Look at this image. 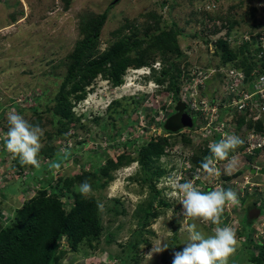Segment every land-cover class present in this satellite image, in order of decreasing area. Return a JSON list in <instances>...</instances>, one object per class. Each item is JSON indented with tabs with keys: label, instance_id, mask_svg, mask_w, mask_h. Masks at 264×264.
Returning a JSON list of instances; mask_svg holds the SVG:
<instances>
[{
	"label": "rangeland",
	"instance_id": "obj_1",
	"mask_svg": "<svg viewBox=\"0 0 264 264\" xmlns=\"http://www.w3.org/2000/svg\"><path fill=\"white\" fill-rule=\"evenodd\" d=\"M229 1L221 0L216 8L220 7V10L225 12L231 4L237 2V0H232V3ZM161 2L165 3L162 5ZM252 5L258 8V12L255 15V20H250L248 23L257 25L260 22L262 25L252 30L247 24H241L233 31L236 30L239 33L248 29L253 33L264 31V12L261 10L264 8V0H253ZM168 6L170 7V0H72L70 8L64 11L59 0H0V111L4 118L2 122L0 121V226L9 222L13 209L20 207L25 200L35 194L39 184L38 181L29 179L31 173L39 169L28 165L20 171L16 167L19 158H13L12 154L6 150L5 140L9 127L7 114L15 110L31 122L34 116L30 108L38 105L39 112L44 118L41 128L44 131L52 130V124L46 121L49 115L44 110L60 82L54 79V75L61 74L64 70L57 67L58 62L64 59L73 45L77 33L76 18L79 14L89 12L98 15L109 7L108 17L100 33L99 46L100 49H103L111 42L110 34L113 30L127 21L135 25L141 33L146 20L144 15L150 11L155 12L162 18L161 26L169 25L170 21H174L182 30L181 36L177 38L181 53L186 57V61L195 65L208 64V62H211L210 65L218 63V59L213 55V46L205 45L198 38L191 36L196 28L192 23H189L188 14L184 9L171 6L168 10ZM9 8L13 11H23V16L10 25L7 23ZM214 8L211 7V9ZM243 11L242 7L238 13L233 11L232 13L235 14L237 20H240ZM151 22L152 20L147 24L149 25ZM213 24L215 27H219L221 22H211L207 27L211 28ZM222 32L223 30H220L210 38L215 40L217 37H223ZM128 33L129 31H124V34ZM252 49L250 47V51ZM170 59L171 57H167L166 63ZM153 63L155 70L152 69L150 76L144 74L149 70L148 68L127 70L118 87H111L105 80L97 77L96 81L88 87L91 90L88 91L86 98L72 109L75 115H82L79 123L86 129L77 128L75 131L79 135L76 139L60 137L49 139L45 135L41 139L43 148L37 157L40 163L50 162L47 154L51 151L65 156L58 163L59 167H53L55 163L48 164L42 173L47 172L52 176L57 173H76L80 167L85 165L81 162L80 152L82 150L84 152L92 151L94 156L106 154L114 156L124 149L120 146L129 138L139 140L135 143V146L138 147L142 137L164 136L162 130L156 125L161 121V117L160 115L155 117L154 114L156 115L157 110L161 108H165L169 114L175 101L168 99L170 94L166 93L165 89H162L161 85H157L153 80L154 76H158L162 62L157 60ZM182 67L184 66L181 62L180 68ZM36 96H39L40 99L37 100ZM14 104L18 107H14ZM108 105L110 106L109 110ZM144 114L147 116L145 117ZM95 116L101 118L99 124L91 121ZM149 116L150 118L154 117L152 122ZM129 118L136 123L131 127L126 125L127 130L121 131L123 123L127 122ZM116 130L120 132L117 134ZM113 134L116 139L110 141L109 137H112ZM83 139V145L78 148L77 140ZM196 140L198 146H203L204 142H207L198 138ZM169 142L171 144L166 149L169 155L167 154L168 156L161 161L159 159V162L153 164L151 170H155L156 167L158 169L169 168L170 170L178 168L179 172L181 171L183 174L185 169H182L180 157L185 153L186 147H183L179 142L172 143V139H169ZM116 146L120 147L119 151ZM200 148H195L194 151H198ZM132 155L136 156L135 153ZM236 157H238V163L235 169L228 173L240 170L242 174L235 179L238 183L242 184L244 180H247L249 183L264 184V174L250 175L251 168L245 165L250 163L254 167H264V153L256 157L253 156V159H247V162H243V157H241L242 159H239V156ZM171 165L172 167H170ZM226 166L227 163L222 164L223 169ZM164 172L155 182V188L161 192L160 199L169 203V206H159L156 201L152 202V206L160 213L143 228L137 239V246L125 258V264H171L173 252L180 250L189 242L187 227L192 223L197 225V230L201 231L205 237L214 234L216 225L210 222L202 223L200 220L182 215L180 202L182 196L170 195L176 190L169 183V178H178V171L176 176H173L171 171L169 174ZM142 176L136 162L112 173L113 179L108 186L94 192L100 203L99 218L102 226L98 241L92 243L96 244V248L92 250L86 244H81L76 251L71 252L68 244L62 240L61 249L66 252L57 264H120L118 259L127 255L126 245L133 239L140 225L139 220L143 216L137 208L141 206L145 209L146 203L150 199L147 183L139 181ZM184 178V182L190 180L197 188V180H202L204 185L211 186L210 181L200 175ZM215 187L217 188V186ZM253 188L256 189L255 198H258L259 201L264 200L263 196L260 195V198L257 195L259 187H251V189ZM238 197H243L240 192ZM63 202H66V199H63ZM114 211L119 214L115 215ZM224 211L227 217L223 216L219 226L232 227L237 238L236 251L229 256L227 264H244L243 260L251 252V249L249 241H243L242 238H247L250 230L247 228L242 236L240 227L243 228L244 223L243 227L239 224L241 220L238 222L236 210L233 211L230 205H226ZM257 227H260V224ZM258 235L264 237V229H261ZM158 247L163 251L155 252Z\"/></svg>",
	"mask_w": 264,
	"mask_h": 264
},
{
	"label": "trees",
	"instance_id": "obj_2",
	"mask_svg": "<svg viewBox=\"0 0 264 264\" xmlns=\"http://www.w3.org/2000/svg\"><path fill=\"white\" fill-rule=\"evenodd\" d=\"M220 1L170 0V7L183 8L185 13L188 14L189 23H192L196 28V31L194 30L191 35L193 38H198L205 45L214 41L213 55L218 59V63L215 65L228 64L240 68L244 71L246 78L252 79L250 73L256 69L257 63L260 61L257 58V53L261 50V47L257 46V39L264 31L249 32V40H242L240 46H231L221 37L212 40L210 36H215L220 30L225 31V34L229 35L241 24H247L252 30L257 26H261L260 22L257 25L248 23L250 20H255L258 8L252 5L253 0H237L224 12L220 10V7L216 8ZM59 2L61 3V8L66 11L70 8L72 0H59ZM229 2L232 3V0ZM161 3L163 5L165 2ZM210 4L212 6H209ZM206 6L208 7L206 8ZM170 7L168 6V10H170ZM211 7L215 8L211 9ZM242 7L244 9L242 18L237 20L232 11L238 13V10ZM108 9L109 7L98 15L82 12L77 16L76 38L64 59L58 62L57 67L64 70L61 74L54 75V79L60 82L44 110L49 115V117L46 116V121L52 124L53 128L50 131H44V135L49 139L53 137L76 139L79 133L75 130L77 128L83 130L86 127L79 123L82 115H75L72 109L77 103L86 98L88 91L91 90L88 87L96 81L97 77L105 80L111 87H118L122 83L123 76L127 70L150 66V64L159 60L162 62L161 69L158 76L153 77V80L157 85H161L165 91L172 92L175 101L172 105L171 114L165 120L156 124L162 130L164 136L142 137L141 144L138 147L135 146V143L139 140L129 138L121 144L122 146L120 147L124 148L121 151H119L120 147L116 146L119 153L114 154V156L109 154L94 156L92 151L84 152L82 150L80 152L81 162L85 165L73 174L57 173L52 176L47 172L42 173V170L48 164H58L65 158L63 154L53 151L47 154L50 162H41L40 166L37 167L39 170L36 169L29 177V179L36 180L39 183L35 194L25 200L20 207L13 209L12 213H10L11 219L9 222L0 226V264H57L61 256L66 252L61 249L62 240H65L71 252L76 251L81 244H86L90 249L94 250L96 244L93 245L92 243L98 241L102 229L99 218L100 203L94 192L108 186L113 179V172L136 162L138 170L143 175L139 181L147 183L150 199L147 201L145 209L141 206L137 208L143 215L139 220V228L133 239L126 245L127 255L118 259L120 264H125V258L137 246V239L140 237L139 235L143 228L160 213L152 206V202L156 201L159 206H169V203L160 199L161 192L155 188V182L165 173L164 171L169 174L170 171L174 172L175 168L170 170L169 168L164 169L162 167V169H158L156 167L155 170H151L153 164L159 162V159L161 161L168 156L166 149L171 144L169 139H172V143H181L183 147H188L191 151L202 147L193 143L184 132L179 133L183 129L181 119L187 114V107L183 103L178 102L177 94L182 68L185 70L184 68L190 66V63L185 60L186 57L181 53L177 38L181 36L182 30L179 29L174 21H170L169 25L161 26V16L150 11L144 15L146 20L141 33L135 25L126 21L111 32L112 40L107 47L100 49V33L108 17ZM9 10L10 12L7 11V23L9 25L15 23L23 16L22 10L13 11L10 8ZM214 10L216 12H213ZM261 10L264 12V8H261ZM151 20L152 22L148 25V21ZM214 21H220L221 25L215 27L213 24L211 28H208L207 25L211 22L214 23ZM125 30L129 31V33L124 34ZM250 47L253 48L252 51H250ZM167 57H171V59L166 63ZM181 62L184 66L182 68H180ZM210 63L208 62L206 65H210ZM36 99L39 100L40 97L36 96ZM134 103L136 104L137 102ZM13 106L18 107L16 104ZM30 109L34 116L30 123L42 127L44 118L39 112L38 105L31 106ZM109 109L110 106L108 105ZM144 116L146 117L147 115L144 114ZM190 117L192 126L196 125L195 114L191 113ZM85 118L87 117L85 116ZM153 118H150L151 122ZM3 120L2 111H0V121L2 122ZM100 120L101 118L97 116L91 119L96 124H99ZM236 122H238L236 128L239 129L242 118L238 117ZM135 123L136 121L133 122L129 118L127 122L123 123L121 131L127 130L128 125L131 127ZM77 124H79L78 127H76ZM251 126L250 123L246 124L248 129ZM118 132L120 131L116 130L117 134ZM234 134L236 135V133ZM114 139H116L115 134L109 137L110 141ZM219 140L220 135H215V141L218 142ZM83 143L84 139L77 140L78 148ZM205 145L206 143L204 142L203 149L194 151L196 154H193L190 158L191 166L187 168L188 170H184L183 174L187 173V171H194L195 168H200L204 158L211 155L210 149ZM133 153L136 156H133ZM255 153L256 157L261 152L257 149ZM233 156L236 157L237 155L233 154ZM241 157H243V162L254 158L246 153L239 156V159H242ZM180 158L182 160V157ZM225 163L228 164V161L223 162V164ZM245 165L251 167L250 163ZM26 166L28 165H21L16 162V167L20 171L24 170ZM29 167L33 166L29 165ZM214 167L219 170V175H207L204 173L203 177L210 181L211 186L204 185L202 180H197L198 189L207 192L215 190V186L224 189L231 188L239 195V190L235 186H231V184L242 172L236 170L234 173H228L224 171L222 164H216ZM177 170L179 171V169ZM177 170L172 174L173 176L177 174ZM85 180L92 185L93 191L89 196L81 195L76 189V186ZM179 181L183 183L184 179ZM246 192L247 194L243 197H238L239 204L230 205V208L233 211L236 210L235 214L241 220V226L243 227L244 223V227H246H243L241 231L244 232L249 228V234L252 237L255 230L250 225L251 222L247 218V212L255 207L262 211L263 206L258 204L255 199L250 201L251 199L249 200L248 198L250 192L248 190ZM63 199H66V202H63ZM114 214L119 213L114 211ZM261 215L264 216V210ZM223 216H226L225 211L222 213L221 219L224 218ZM238 234L240 233L238 232ZM248 241L249 248H254L256 252L251 251L248 253L243 263L264 264V241L263 243Z\"/></svg>",
	"mask_w": 264,
	"mask_h": 264
},
{
	"label": "clouds",
	"instance_id": "obj_3",
	"mask_svg": "<svg viewBox=\"0 0 264 264\" xmlns=\"http://www.w3.org/2000/svg\"><path fill=\"white\" fill-rule=\"evenodd\" d=\"M244 32L249 33L251 32V30L248 29L247 31ZM222 33H223L222 34L223 37L221 38L225 39L229 43V45L231 46L241 45L242 39L238 41V36L240 34H243V31L242 33H239L236 32L235 30L229 35H226L225 31H223ZM233 36H235V38L232 41H230L229 40L230 37ZM236 41L237 43H235ZM212 42L214 44V41ZM193 65L195 64H190L189 67H187L185 70H182V73L186 72L187 69L192 67ZM201 65L209 66L206 64H201ZM142 68H148L149 70L144 74L150 76L152 69L155 68V64L152 63L150 64V66H144L139 69ZM139 69H135V70H139ZM171 112L167 115V117L171 114ZM185 115L190 117L188 111L187 114ZM7 122L9 127L6 133V140H5L6 150L12 154L13 158L18 157L19 163L21 165H31L33 167H39L40 161L38 160L37 157L41 149L43 148L41 139L44 137L45 134L44 129L41 128L39 125H33L27 119H25L23 115L17 113L15 110L7 114ZM191 126H192V120H191ZM190 127H182V128L185 129ZM246 129L247 130H245L244 134L242 133L243 138H245V136H247L249 132V129L247 127ZM246 145H247L246 138L244 139V143H243V140L240 137L236 136L235 134H231V135L225 134L224 138H222L219 142H211L208 145L211 155L204 158V160L201 162L200 168L207 175H213V174L219 175V170L213 166L214 160L221 161L220 164H223V162L227 160L228 164L225 168V171L230 172L235 169L238 163V157L233 156V154H236L237 156L243 155V153H245L243 149L245 150ZM231 151L232 153L230 154ZM261 153H264V151ZM255 154L251 156H255ZM53 167H59V165L54 164ZM170 167H172V165ZM249 168L261 169V167H254V166H251ZM177 169H175L174 172ZM174 172H172V174ZM174 175L176 176L177 174ZM169 183L171 184L173 189L176 190L172 192L170 195L182 196L180 202L182 205V215L184 217L192 218L194 220H200L202 223L210 222L211 224L216 225V227L214 228V234L209 235L207 237H205V235L201 231L197 230V225L195 223L188 225L187 231L189 233V237H188L189 242L180 250L173 252L171 264H227L229 256L236 251V244H237L236 233L235 230L230 226L220 227L219 225L221 223V215L224 212L225 206L226 205L235 206L239 204L237 193L233 191L231 188L224 189L222 187H217L215 190L212 191L203 192L195 186L194 182L189 180L180 183L178 178L176 179L169 178ZM259 184L263 185L262 190L264 192V184L262 183ZM231 186H235L239 190L242 196L247 194L246 192L247 190H243V188H241V185L240 183H238V181L234 180ZM76 189L83 196H89L93 191L92 185L87 180L77 185ZM254 192L255 191L250 192V196L248 198L251 199L252 201L255 199V201H257L258 204L263 206V210H264V200L259 201L258 198H255ZM257 195L260 198L261 196L264 197V194L261 196L259 194ZM253 209H259V208L255 207ZM262 211L259 209L260 212L259 215L255 219L250 221L251 222L250 225L255 230L254 234H252V237L251 234H249L248 235L249 238L243 237L242 238L243 241L250 240L256 243H263L264 237L258 235V233L261 232V229H264V216L261 215ZM239 220L240 219H238V222ZM253 224H255L256 226H254ZM259 224L260 227H257L259 226ZM241 234L243 236V231H241ZM161 251H163V249L159 247L155 249V252L157 253ZM251 251L256 252L254 251V248H252Z\"/></svg>",
	"mask_w": 264,
	"mask_h": 264
},
{
	"label": "built area",
	"instance_id": "obj_4",
	"mask_svg": "<svg viewBox=\"0 0 264 264\" xmlns=\"http://www.w3.org/2000/svg\"><path fill=\"white\" fill-rule=\"evenodd\" d=\"M249 36L248 32H243L238 36V41L249 40ZM234 38L235 36L230 37L229 40L232 41ZM257 42V46L261 47L257 53V58L260 61L257 63L256 69L250 73L252 79L246 78L244 71L240 68L228 64L219 66L193 65L182 73L177 94L178 102L187 107L190 116L191 113L195 114L196 125L182 129L179 133L184 132L195 144H197L196 138L207 141L205 146L208 149L211 142H216L215 135L219 134L221 140L225 134L236 133L243 143L246 138L247 145L244 150L246 154L253 155L257 149L260 152L264 151V33L259 36ZM166 93L170 94L168 99H173L172 92L166 91ZM157 111L158 113L154 116L160 115L161 121L168 115L165 108ZM162 112L164 113L162 114ZM238 117L242 118L239 129L236 128ZM248 123L252 126L249 128L247 136L243 138ZM203 148L204 146L200 150ZM193 154H196L194 150L191 151L186 147L180 161L182 169L188 170L187 168L191 166L190 158ZM220 162L214 160L213 166ZM178 174L179 180H182L186 176L189 178L192 175L203 176L204 172L200 168H195L194 171H187L185 174L178 171ZM240 185L243 190L249 192L256 190L251 187H259L257 189L259 195L264 194L263 185L259 183H249L244 180Z\"/></svg>",
	"mask_w": 264,
	"mask_h": 264
},
{
	"label": "water",
	"instance_id": "obj_5",
	"mask_svg": "<svg viewBox=\"0 0 264 264\" xmlns=\"http://www.w3.org/2000/svg\"><path fill=\"white\" fill-rule=\"evenodd\" d=\"M213 45V42H212ZM181 126L182 127H190L191 126V119L189 116L184 115L181 119ZM250 174H264V168L261 169H255V168H251L250 169ZM259 209H253L252 211L249 212L248 214V220L252 221L253 219H255L258 215H259Z\"/></svg>",
	"mask_w": 264,
	"mask_h": 264
},
{
	"label": "flooded vegetation",
	"instance_id": "obj_6",
	"mask_svg": "<svg viewBox=\"0 0 264 264\" xmlns=\"http://www.w3.org/2000/svg\"><path fill=\"white\" fill-rule=\"evenodd\" d=\"M251 210H252V209H251ZM251 210H249V211L247 212V217H248V214H249V212H250Z\"/></svg>",
	"mask_w": 264,
	"mask_h": 264
}]
</instances>
